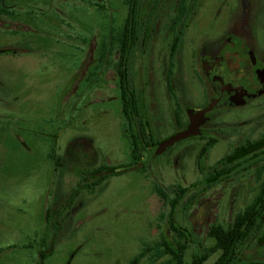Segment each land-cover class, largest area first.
<instances>
[{"label":"rangeland","instance_id":"374dc122","mask_svg":"<svg viewBox=\"0 0 264 264\" xmlns=\"http://www.w3.org/2000/svg\"><path fill=\"white\" fill-rule=\"evenodd\" d=\"M258 1L262 9L264 0ZM91 2L89 7H78L75 29L59 31L60 45L27 53L17 45L18 36L8 33L0 38V48L9 49L10 54L16 51L0 57V78L8 84V93L0 92L2 99L8 95V120L0 118V264H37L36 242L46 247L52 229L47 218L43 221V211L63 203L81 173L92 170L88 165L79 167L70 157L73 138L80 139L78 153L94 151L89 154L97 156L92 166L102 163L126 169L131 164L114 62L109 58L110 64L102 68L98 53L106 20L104 1ZM115 2L110 0L109 6ZM109 19L115 28L122 21L116 13ZM157 78L153 83V74H146L140 80L143 85L150 82L158 92ZM246 109L224 120L243 122L236 134L260 133L264 106L256 103ZM228 150L223 144L215 146L199 169L194 154L177 163L158 157L156 163L162 164L157 168L113 174L90 191H79L84 202L80 206V199L76 201L74 214L69 207L62 211V230L43 264H170L167 255L158 254L157 245L165 240L173 246L179 240L169 227L171 216L191 234L193 242L187 246L185 260L206 253L201 264H212L219 252L209 251L213 240L207 231L213 224L230 225L235 213L256 194L252 170L182 192L173 212L170 203L175 194L170 186L204 181L210 167ZM236 154L231 157L237 161L245 153ZM63 155L67 159L57 166L54 160ZM10 245L13 250L8 249ZM254 251L264 253L259 247Z\"/></svg>","mask_w":264,"mask_h":264},{"label":"flooded vegetation","instance_id":"af4514ba","mask_svg":"<svg viewBox=\"0 0 264 264\" xmlns=\"http://www.w3.org/2000/svg\"><path fill=\"white\" fill-rule=\"evenodd\" d=\"M91 1L0 0V38L8 33L18 36L17 45L27 53L39 52L49 44L60 45L59 31L66 27L75 29L78 7H89ZM103 1L106 20L101 27L103 39L98 53L102 68L110 64L109 58L114 62L119 101L122 92L130 102L135 101L134 111L128 112V119L124 114L123 118L128 139L132 132L140 142L142 167L139 169L159 167L162 163H156L158 157L164 160L168 157L177 163L190 154L197 157L199 169L215 146L223 144L229 150L210 167L209 177L188 186H170V189L174 193L203 188L226 180L230 174L252 170L257 192L235 213L231 224L224 227L232 226L237 215L254 202L258 191L264 188V119L260 133L246 135L236 134L243 122L224 120L226 115L239 109L251 110L256 103L264 106V7L258 8V0H116L115 5L110 6V0ZM115 13L122 19L118 28L113 27L109 19ZM9 51L0 48V57L16 53ZM4 71L8 74V70ZM146 74H153V83L160 77L159 81L157 78L158 92L150 82L141 83L140 78ZM1 80L0 92L8 93V84ZM7 109L8 95L4 99L0 97V118L8 120ZM191 118L197 133L157 153L161 142L191 125ZM249 121L247 126L251 128L253 121ZM77 142L80 139L73 138L70 157L79 167L88 165L92 170L81 173L75 187L92 175L111 169L102 163L92 166L97 156L89 154L94 151L86 149L78 153ZM241 152L245 153L243 158L236 161L231 157ZM66 157L63 155L54 162L62 166ZM259 157L260 164L256 162ZM226 165L233 169L221 177ZM107 176L110 175L93 178L76 191L74 187L63 203L43 211V221L47 218L52 229L46 247L36 242L37 264H43V253L50 256L52 252L63 226L62 211L69 207L74 214L78 202L80 206L84 202L79 191L82 194L85 189L90 191ZM100 178L103 180L97 182ZM260 203L264 205V198ZM258 221L245 244L239 247L235 264H264V253L253 254L256 247L264 249V214ZM177 227L183 229L179 224Z\"/></svg>","mask_w":264,"mask_h":264},{"label":"trees","instance_id":"16d2710c","mask_svg":"<svg viewBox=\"0 0 264 264\" xmlns=\"http://www.w3.org/2000/svg\"><path fill=\"white\" fill-rule=\"evenodd\" d=\"M122 112L125 115L126 119H128V112L134 111L133 105H135L134 99L130 102L127 94L122 92ZM130 159L131 164L129 167H133L137 165V163L142 162V158L140 155V142L134 136V134L130 133ZM224 172H221V177L225 176L229 173L232 168L227 167ZM103 168V167H102ZM142 170V169H141ZM102 178L97 179L96 181H101ZM188 190H183L179 192L174 191L175 197L173 201L170 203L171 212L174 211V208L182 196V192L184 193ZM256 200L252 202L249 206H247L241 213L237 215L235 218V222L230 227H224L219 224H213L209 227L207 231V236L213 240V245L209 251L211 252H219L217 259L212 264H235L236 257L239 251V247L243 246L247 239L250 236V233L256 224H259V217L264 214V205L260 203V200L264 198V188H261L257 195ZM48 213V211L46 212ZM254 215V216H253ZM169 227L178 235L179 240L174 243L172 246L165 240H162L157 246L159 255H167L169 257L170 264H201L207 257L206 253H195L191 260L187 262L185 260V252L187 246L190 242H193L191 239L190 231L186 228H179L177 224L174 222L172 216L170 217ZM149 251L148 248H145ZM47 252V251H46ZM43 253V252H42ZM48 255L43 253V258Z\"/></svg>","mask_w":264,"mask_h":264},{"label":"water","instance_id":"95a60500","mask_svg":"<svg viewBox=\"0 0 264 264\" xmlns=\"http://www.w3.org/2000/svg\"><path fill=\"white\" fill-rule=\"evenodd\" d=\"M192 120V123L191 125L183 132L181 133H177L175 134L174 136L170 137L169 139L161 142L158 146V150H157V153H161L166 147L174 144L175 142H178L179 140H182V139H185L189 136H192L194 134L197 133L196 131V125L193 123V119L191 118ZM142 167V164H137L133 167H129V168H126V169H117V168H111V169H107V170H104V171H101V172H98L94 175H92L90 178L86 179L85 181L81 182L78 187H80L82 184L86 183L87 181L93 179V178H96V177H99V176H105V175H112V174H117V173H123V172H131V171H136L138 170L139 168ZM53 240H54V237H53Z\"/></svg>","mask_w":264,"mask_h":264}]
</instances>
